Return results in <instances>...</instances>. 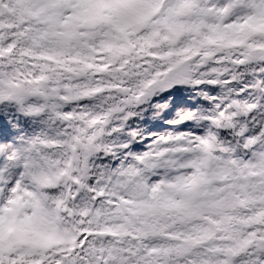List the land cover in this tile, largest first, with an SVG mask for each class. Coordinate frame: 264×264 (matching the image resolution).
<instances>
[{"label":"snow or ice","instance_id":"snow-or-ice-1","mask_svg":"<svg viewBox=\"0 0 264 264\" xmlns=\"http://www.w3.org/2000/svg\"><path fill=\"white\" fill-rule=\"evenodd\" d=\"M0 264H264V0H0Z\"/></svg>","mask_w":264,"mask_h":264}]
</instances>
